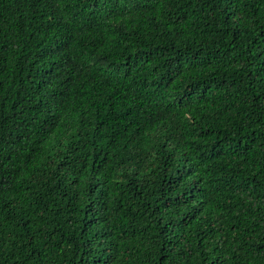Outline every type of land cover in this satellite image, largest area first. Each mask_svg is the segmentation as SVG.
Instances as JSON below:
<instances>
[{"label": "trees", "instance_id": "16d2710c", "mask_svg": "<svg viewBox=\"0 0 264 264\" xmlns=\"http://www.w3.org/2000/svg\"><path fill=\"white\" fill-rule=\"evenodd\" d=\"M0 264H264V0H0Z\"/></svg>", "mask_w": 264, "mask_h": 264}]
</instances>
